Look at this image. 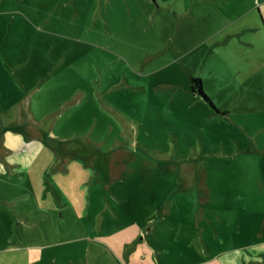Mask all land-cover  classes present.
I'll return each instance as SVG.
<instances>
[{"label": "rangeland", "instance_id": "374dc122", "mask_svg": "<svg viewBox=\"0 0 264 264\" xmlns=\"http://www.w3.org/2000/svg\"><path fill=\"white\" fill-rule=\"evenodd\" d=\"M221 1L0 0V41L64 45L63 69L38 95L51 105L38 116L50 111L59 119L49 134L64 138L59 150L75 157L70 170L49 167L43 219L17 226L27 243L46 244L33 249L47 253L43 264H122L102 241L128 226L135 234L133 220L143 226L141 220L160 216L162 238L199 231L187 223L181 230L164 215L186 222L205 215L206 234L217 233L220 217L234 219L226 223L231 231L241 220V239H253L264 218V78L263 87L234 96L235 74L227 69L204 90L216 108L184 88L186 73L204 72L203 39L213 31L193 18ZM51 14L54 22L45 25ZM30 18L39 26L32 36ZM67 50L74 51L67 56ZM53 56L49 49L42 58ZM42 150L50 161L55 156L52 147ZM120 150L128 156H117L111 171L99 155Z\"/></svg>", "mask_w": 264, "mask_h": 264}, {"label": "crops", "instance_id": "0c3cea01", "mask_svg": "<svg viewBox=\"0 0 264 264\" xmlns=\"http://www.w3.org/2000/svg\"><path fill=\"white\" fill-rule=\"evenodd\" d=\"M221 2H217L210 14L197 12V18H193L196 26H210L213 31L203 39V44H207L209 49L206 51L205 60L208 62H205L204 72L201 74L190 70L185 74L189 85L184 88L210 105L208 100L191 89L193 77L201 78L203 89L209 92L211 80L224 79L223 75L228 69L235 74L236 82L231 91L234 96H240L244 90H251V87H263L259 76L264 78V0ZM231 3L233 6H226ZM187 11L190 15L193 8ZM54 15L44 18L45 25L54 22ZM208 16L211 17L210 22ZM30 19L32 21H29L26 31L32 36L34 27L39 26ZM6 42L0 41V264H43L41 257L47 253L33 249H45L46 244L27 243V233L17 226L34 218L43 219V214L46 215L43 207L46 206L51 188L46 177L49 167L52 166L55 173L63 171L69 168L75 157V153H61L59 150L64 138L49 134L50 128H55L59 119L54 118L50 111L38 116L39 108L45 106L43 110L47 111L51 105L48 98L38 95L45 80H55L57 71L63 69V54L60 50L64 45L53 40L32 38L24 43ZM49 49L53 54L56 53L52 60L42 58L44 51ZM72 51L67 50V56ZM213 57H216L215 61ZM54 83L57 86L58 81ZM223 112L227 111L224 109ZM22 127L25 136L20 133ZM14 132L22 137L13 135ZM43 147L54 149L55 156L51 161L47 153L43 152ZM116 153L115 157L112 152L99 155L111 171L120 164L114 161L117 156L120 159L128 156L125 150ZM93 159H96L95 156ZM169 205L165 203L162 207L165 213L172 212ZM158 218L160 216L141 220L143 226L138 224L140 221L133 220L131 223L137 225L135 234L128 226L106 235L102 244L122 264H162L165 255L169 257L167 264H177L178 261L179 264H264V218L262 225L256 228L253 239H241L244 237L241 220H237V230L231 231L226 223L234 219L228 221L221 217L217 233L206 234L204 223L208 217L202 214L189 222L174 221L172 215H164L161 217L163 221L180 223L181 230L187 223L190 228L194 227L200 232L181 231L174 237L162 238L156 233ZM147 224L152 225L146 227ZM37 234L43 239L41 232Z\"/></svg>", "mask_w": 264, "mask_h": 264}, {"label": "trees", "instance_id": "16d2710c", "mask_svg": "<svg viewBox=\"0 0 264 264\" xmlns=\"http://www.w3.org/2000/svg\"><path fill=\"white\" fill-rule=\"evenodd\" d=\"M191 89L194 91H197L200 95H202L206 100H208L213 107L216 108V106L213 104V102L210 100L209 96L205 93L202 85V79L199 77H193L192 78V85Z\"/></svg>", "mask_w": 264, "mask_h": 264}, {"label": "water", "instance_id": "95a60500", "mask_svg": "<svg viewBox=\"0 0 264 264\" xmlns=\"http://www.w3.org/2000/svg\"><path fill=\"white\" fill-rule=\"evenodd\" d=\"M215 108V107H214Z\"/></svg>", "mask_w": 264, "mask_h": 264}]
</instances>
